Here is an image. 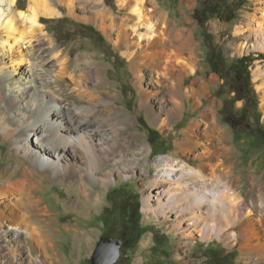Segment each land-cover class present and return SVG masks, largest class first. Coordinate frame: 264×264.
I'll list each match as a JSON object with an SVG mask.
<instances>
[{
    "label": "rangeland",
    "instance_id": "rangeland-1",
    "mask_svg": "<svg viewBox=\"0 0 264 264\" xmlns=\"http://www.w3.org/2000/svg\"><path fill=\"white\" fill-rule=\"evenodd\" d=\"M155 1L159 10L167 13L173 28L192 32L196 66L192 74L185 75L182 85L187 93V87L196 80L195 89L203 90L199 98L188 96L183 115L174 116L171 125L164 129L151 121L147 109L139 104L131 63L96 24L67 15L63 6L64 15L40 18L55 43L64 49L63 56L69 53L74 62L79 54H88L100 66V75L105 78L102 86L114 94L109 99L117 106L113 117L118 116L125 126L119 127L115 137L118 147L103 160L98 178L81 173L56 175L35 166L36 174L31 179L38 183L33 193L34 199L40 201L38 209L34 207L33 220L50 243L45 250L31 242L32 255L47 254L50 264H91V255L103 235L120 238V212L111 209V191L121 186L122 194L140 202L141 224L146 231L134 248L123 249L116 264H264V256L257 250L259 244H264V215L262 223L253 221L257 232L247 242L239 234L251 205L264 203V140L250 131L264 125V77L255 79V70L258 67L264 70V51L250 45L255 37L254 34L250 37L247 29L253 15L261 16L257 12L261 4L259 0ZM105 3L117 10V0H105ZM16 4L18 9H26L29 0H16ZM80 14L78 11L77 15ZM253 24L258 27L257 22ZM241 58H245L247 70L242 67ZM58 61L53 63V69H60ZM239 71L241 80H238ZM247 71L249 83L243 75ZM74 85L71 77L62 81L67 90ZM239 94L244 97L239 99ZM157 102L155 109L159 106ZM98 104L102 117L93 121L101 123L105 133L111 135L113 122L107 119L112 118L111 112L102 102ZM213 118L227 136L222 140L223 150L230 148L222 153L224 166L229 168L226 177L229 191L217 200L227 205L229 211L225 216H216L217 224L208 237L202 236V230L194 231L195 242H192L182 235L183 229H189L188 225L177 228L173 226L174 215L166 218L156 212L146 213L144 198L156 178L160 157L179 159L188 166L204 161L177 142L192 120L201 121L197 130L202 133L206 123L201 119L210 122ZM151 130L155 131L150 133ZM195 139L203 142L207 137L201 134ZM33 140L37 142L36 137ZM73 158L84 166L81 149L74 150ZM28 164L19 147L0 130V178L16 180L23 176ZM152 204L157 203L153 200ZM107 214L112 216L110 224L103 220ZM9 264H29L28 253Z\"/></svg>",
    "mask_w": 264,
    "mask_h": 264
},
{
    "label": "bare ground",
    "instance_id": "bare-ground-1",
    "mask_svg": "<svg viewBox=\"0 0 264 264\" xmlns=\"http://www.w3.org/2000/svg\"><path fill=\"white\" fill-rule=\"evenodd\" d=\"M259 3L261 16L253 15L247 29L249 36L255 37L250 45L264 51V0ZM61 6L67 15L96 24L131 63L139 104L161 129L171 125L174 116L183 115L188 96L199 98L203 91L195 89L196 80L187 87V93L182 85L185 75L192 74L196 66L192 32L173 28L155 0H117V10L105 0H29L26 9H18L16 0H0V130L29 162L18 179L0 178V263L4 264L23 258L25 253L29 264H50L47 254L33 256L30 246L32 242L46 250L50 243L33 220L34 207L38 209L40 201L33 193L38 188L31 179L35 166L56 175L81 173L98 178L103 160L118 147L115 137L119 127L125 126L122 119L113 117L117 106L109 99L114 94L102 86L105 78L92 56L79 54L71 62L70 54L63 56L64 49L42 23L41 17L64 15ZM78 11L82 14L77 15ZM55 61L59 70L52 68ZM255 74L256 80L262 78L264 70L258 67ZM68 77L75 81L70 90L62 86ZM262 91L264 96V88ZM100 102L111 112L112 118H107L113 122L111 135L93 121L102 117ZM201 120L206 123L202 133L197 130L201 121L194 119L177 145L204 161L188 166L179 159L160 157L156 178L144 198L146 213L156 212L166 218L174 215L173 226L177 228L188 225L182 235L192 242L194 231L202 230V236L208 237L217 224L216 216L229 211L227 205L217 202L229 191V168L222 159V153L230 151L229 147L222 148L225 130L215 118ZM201 134L206 141L195 139ZM75 149L83 151L84 166L74 160ZM247 213L239 233L244 242L257 232L253 221L263 222L264 203H253ZM257 249L264 256V244Z\"/></svg>",
    "mask_w": 264,
    "mask_h": 264
},
{
    "label": "trees",
    "instance_id": "trees-1",
    "mask_svg": "<svg viewBox=\"0 0 264 264\" xmlns=\"http://www.w3.org/2000/svg\"><path fill=\"white\" fill-rule=\"evenodd\" d=\"M219 12L217 11L216 14ZM242 67L247 70L246 65H244L245 58H241ZM246 77V82L249 83L250 73L249 71L243 74ZM243 77L241 71L238 72V80H241ZM241 90V89H240ZM239 90V92H240ZM239 94V99L243 98ZM151 130L150 133H152ZM252 135L256 138L264 140V125H258L254 128H250ZM122 187L115 188L111 191V209L119 210L120 212V225L121 232L120 238L124 241L122 251L126 248H134L136 243L140 240L141 236L145 233L146 228L141 224V205L139 201L127 194H122ZM111 215L107 214L103 218L106 224H110ZM111 236V235H108Z\"/></svg>",
    "mask_w": 264,
    "mask_h": 264
},
{
    "label": "water",
    "instance_id": "water-1",
    "mask_svg": "<svg viewBox=\"0 0 264 264\" xmlns=\"http://www.w3.org/2000/svg\"><path fill=\"white\" fill-rule=\"evenodd\" d=\"M121 238L103 235L91 255V264H116L122 253Z\"/></svg>",
    "mask_w": 264,
    "mask_h": 264
},
{
    "label": "crops",
    "instance_id": "crops-1",
    "mask_svg": "<svg viewBox=\"0 0 264 264\" xmlns=\"http://www.w3.org/2000/svg\"><path fill=\"white\" fill-rule=\"evenodd\" d=\"M258 247H259V246H258ZM258 247H257V248H258ZM257 250H258V249H257Z\"/></svg>",
    "mask_w": 264,
    "mask_h": 264
}]
</instances>
